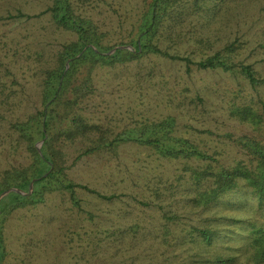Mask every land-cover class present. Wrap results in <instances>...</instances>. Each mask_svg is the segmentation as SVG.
Returning <instances> with one entry per match:
<instances>
[{
	"label": "rangeland",
	"instance_id": "1",
	"mask_svg": "<svg viewBox=\"0 0 264 264\" xmlns=\"http://www.w3.org/2000/svg\"><path fill=\"white\" fill-rule=\"evenodd\" d=\"M142 1L81 0L80 7L106 30L104 42L115 46L128 42L134 34L132 23ZM181 1L191 8L175 28L170 51L198 59L199 52L209 51V47L198 44L197 38L209 39L213 51L239 40L245 43L241 58L253 63L264 76V48L260 46L264 42V0H200L199 6L193 5L195 0ZM106 2L114 6L108 7ZM51 4L52 0H0V16L6 17L0 20V84L4 85L0 90V171L31 162L23 145L11 148L9 123L44 108V70L55 65V55L64 43L76 39L74 33L58 28L52 21L46 11ZM20 12L31 18H8ZM120 15L126 23L123 26ZM84 72L82 67L78 77ZM94 82L96 92L87 101L86 115L104 124V128L118 132L134 128L140 121L175 115L180 133L197 139L221 164L247 160L227 136L232 133L237 137L253 130L252 125L232 113L233 103L256 97L239 74L220 69L188 72L185 62L151 54L113 66L99 65ZM69 152L72 165L78 154L76 147ZM191 163L198 165L197 161ZM184 165L181 160L160 158L148 146L132 142L122 145L116 157L94 155L79 160L68 171L70 177L115 197L108 200L79 190V209L68 194L53 192L41 202L14 209L2 229L4 264H127L129 247L122 255L117 251L108 254L103 249L107 243L121 240L123 222H139L151 230V215L160 217V212L153 205L134 201L151 202L155 187L162 191L170 185L175 194L165 209L188 226L214 229L217 236L215 245L208 249L210 254H236L248 241L253 224L264 227V202L241 181L215 202L196 205L190 200L196 186L188 178L177 179ZM150 208L156 214H151ZM107 229H113L110 238H106ZM153 242L154 233L146 247L154 248ZM151 256V264H172L186 254L180 250L173 254L161 245ZM239 263L242 259L234 264Z\"/></svg>",
	"mask_w": 264,
	"mask_h": 264
},
{
	"label": "trees",
	"instance_id": "2",
	"mask_svg": "<svg viewBox=\"0 0 264 264\" xmlns=\"http://www.w3.org/2000/svg\"><path fill=\"white\" fill-rule=\"evenodd\" d=\"M80 1L52 0L47 8L55 25L74 33L76 39L64 43L55 55V65L44 70L41 85L44 108L25 119L9 123L8 137L13 145L11 148L20 149L23 145L31 162H20L0 171V194L12 187L29 191L31 181L36 178L38 180L34 183L31 194L11 192L0 202V264H4L6 257L2 229L9 213L41 202L46 194L53 192L68 194L72 204L79 209H82L79 190H87L111 200L114 195H104L88 184L75 181L68 171L73 164L85 157H116L120 147L129 142L148 146L160 158L181 160L185 165L177 179L188 178L196 186L190 199L196 205L207 206L215 202L221 195L235 189L241 181L264 202V76L253 63L241 58L245 43L230 41L213 51L210 40L201 37L196 42L209 47V51L202 49L198 59L179 51L172 52L169 42H175V28L185 19L183 16L190 12L191 6L183 4L181 0H143L135 12L136 20L132 23L134 34L129 41L108 46L104 42L108 33L94 17L82 13ZM199 1L192 3L199 6ZM106 5L114 6L107 2ZM24 16L31 18L21 12L17 15L10 14L8 18ZM5 18L0 16V20ZM124 24L126 23L120 15V25ZM119 45H129L131 48H118L109 54ZM260 46L264 48V42ZM151 54L185 62L188 72L193 69H220L239 74L248 82L256 97L233 103L232 113L242 122L252 125L253 130L237 137L232 133L227 134L247 156L246 161L221 164L215 154L202 147L197 139L185 135V132L180 133L175 115L159 120L140 121L134 128L118 132L104 128V124L92 121L86 115L87 101L96 92L94 71L97 66H113L120 61H133ZM82 67H85V72L78 77ZM3 87L0 84V90ZM44 127L47 138L42 145L41 155L36 145L45 138ZM73 147H76L78 154L70 165L69 149ZM192 161H197L198 165H193ZM152 191L154 199L151 202L134 203L149 207L153 205L155 211L160 212V217L151 215L154 227L150 230V226H141L139 222H123L121 240L107 243L103 249L108 254L117 251L119 255L124 248L129 247L130 262L127 264H151V255L162 245L173 254L178 250L186 254L185 258L172 264H234L240 259L242 263L239 264H264V227L252 225L250 237L240 249L242 251L237 249L236 254L230 255L210 254L208 249L215 245L217 232L209 227L188 226L177 214L165 209L173 202V185L162 191L155 187ZM150 209L151 214H156ZM104 232L106 238H110L113 229ZM153 233L156 242L152 243L154 248L151 249L146 244ZM118 255L115 257L119 258Z\"/></svg>",
	"mask_w": 264,
	"mask_h": 264
},
{
	"label": "water",
	"instance_id": "3",
	"mask_svg": "<svg viewBox=\"0 0 264 264\" xmlns=\"http://www.w3.org/2000/svg\"><path fill=\"white\" fill-rule=\"evenodd\" d=\"M118 48H119V49H127V48H131V46H129V45H119V46L113 48V50H111V51L109 52V54L115 52ZM68 67H69V62L67 63V69H68ZM44 132H45V138H44L43 140H41V141L36 145V146H37V149H38V151L40 152L41 155H42V145H43L45 139L47 138V133H46V128H45V127H44ZM37 180H38V178L33 179V180L31 181L30 186H29V191H22V190H20V189H18V188H15V187H12V188H10V189H7V190L3 191V192L0 194V202L2 201V199H3L4 197H6V196H7L8 194H10L11 192H16V193H19V194H22V195H29V194H31V192H32V190H33V185H34V183H35Z\"/></svg>",
	"mask_w": 264,
	"mask_h": 264
}]
</instances>
